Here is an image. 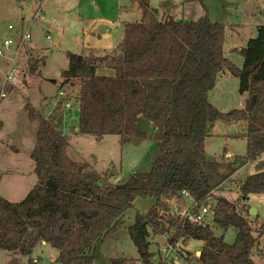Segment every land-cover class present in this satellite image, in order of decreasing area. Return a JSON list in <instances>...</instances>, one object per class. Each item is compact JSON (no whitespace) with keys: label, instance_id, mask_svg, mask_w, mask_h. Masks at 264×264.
I'll return each mask as SVG.
<instances>
[{"label":"trees","instance_id":"1","mask_svg":"<svg viewBox=\"0 0 264 264\" xmlns=\"http://www.w3.org/2000/svg\"><path fill=\"white\" fill-rule=\"evenodd\" d=\"M224 42V25L208 14L196 21L159 18L146 0L142 19L124 23V39L116 51L70 54L62 76L80 84L79 131L97 140L119 134L123 144L131 139L138 143L147 137L137 126L145 117L155 127L157 156L148 172L133 173L114 185L87 163L72 159L67 136L27 103L29 118L39 122L31 152L38 182L20 202L0 194V250L30 256L46 242L59 250V264H93L95 244L124 223V213L138 197H153L156 204L147 214L137 213L129 227L143 264H152L151 233L172 230L184 244L190 239L205 242L197 263L187 252L189 264H255L251 255L263 232L255 236L246 202L252 194H264V160L240 184L243 203L214 191L264 153V25L241 50V67L225 56ZM100 67L114 75H98ZM226 71L239 78V92L248 93L244 106L226 115L228 121L246 123L248 146L244 156L231 160L224 154L216 160L209 158L206 140L223 113L209 101V92ZM185 192L198 205L216 200L213 225L184 222L166 212L168 201ZM215 228L224 233L236 229L234 242L217 236ZM111 264L137 262L121 257Z\"/></svg>","mask_w":264,"mask_h":264},{"label":"rangeland","instance_id":"2","mask_svg":"<svg viewBox=\"0 0 264 264\" xmlns=\"http://www.w3.org/2000/svg\"><path fill=\"white\" fill-rule=\"evenodd\" d=\"M149 1L160 14L167 10L173 12V18L176 20L196 21L208 14L211 21L223 24V52L238 66L242 65L243 55L240 52L229 53V47L234 43L238 47H245L246 41L256 36V26L264 25V6L255 7L258 0ZM89 2H93L94 6H88ZM132 2L133 0H0V49H4L3 43L6 39H12L19 44L22 34L30 31L32 36L20 50L11 48L5 51L4 56H0V91L13 61V67L16 69L15 85L10 86L6 97L0 100V194L4 198L20 202L38 182L31 152L36 143L39 122L29 118L27 103L47 117L51 116V122L56 121V127L64 135H68L71 144L68 155L72 159L87 163L105 178L109 177V181L114 185L123 183L133 173L148 172L151 169L157 156L154 125H151L147 137L138 143L131 139L123 144L119 134H107L97 140L90 134L81 133L78 98L80 84L78 80H65L62 76L63 71L69 68L70 54L88 56L102 52L83 45V35L86 40L96 43L97 37L91 39V36L98 32L103 38L100 43L107 44V36H110L107 34L111 32L110 39L117 41V44L122 43L124 22H134L142 18V13L138 10L122 12L120 15L121 4L127 5L130 10ZM99 17H107L114 23L109 27L108 24L98 26L94 18ZM9 26L13 28L10 29ZM218 80L216 87L209 92V101L223 116L215 122L213 128H209L206 150L210 159L219 160L224 154L227 156L231 153L235 156L226 158L233 160L247 153L248 140L243 134L235 135L244 131L242 122L228 121L226 115L229 111L240 108L242 98L248 95L240 94L239 78L236 76L229 74L226 77L221 74ZM59 91L65 92V103L69 102L72 109L63 103L54 105L53 102L59 99ZM261 160H264V154L250 160L234 175L232 181L229 180L222 186L216 196H225L237 204L243 203L237 186L248 175L256 172V166ZM229 189L230 191L224 192ZM155 204L156 199L153 197H138L133 207L124 213V223L95 244L93 264H111L113 259L121 257L143 264L130 237L129 227L134 223L137 213L147 214ZM192 204L193 201L188 196L175 197L171 203L168 202L166 212H177L189 208ZM248 206L257 211L256 216L249 215L255 227V236L263 232L261 244L252 252L251 258L255 264H264V194H252ZM208 220L213 225L211 218ZM215 233L219 237L224 235L225 241L232 244L237 230L230 229L224 233L215 228ZM173 235L172 231L165 234L151 233L152 264H162L158 249L174 237ZM174 240L176 257L164 264H189L191 261L197 263L196 252L202 248L203 242L190 239L184 244L180 237ZM187 252H190V255ZM58 254L59 250L48 243L39 244L30 256H15L9 251L0 250V264H11L14 257L18 259V264H29L30 260L40 264H59L56 261ZM187 255L191 261L186 259Z\"/></svg>","mask_w":264,"mask_h":264},{"label":"crops","instance_id":"3","mask_svg":"<svg viewBox=\"0 0 264 264\" xmlns=\"http://www.w3.org/2000/svg\"><path fill=\"white\" fill-rule=\"evenodd\" d=\"M119 2H121V0H119ZM148 2H149V9H151V10H157V13H158V16H159V18L160 17H168V16H172L173 17V15H174V13L173 12H169V10H167V11H165L163 14H160L159 13V11H158V9H156V8H154V7H152L151 6V4H150V1L148 0ZM145 4H146V0H133V2L131 3V8H130V10H128L127 8H128V6L127 5H122L121 4V7L119 8V5L117 6L118 8H119V10H121V13H120V15L122 14V12H128V13H130V11H133V10H138V11H140L141 13H142V17H143V15H144V6H145ZM88 6H94V3L93 2H89L88 3ZM264 6V0H258V3L255 5V7L256 8H260V7H263ZM135 7V8H134ZM128 13H126V14H128ZM142 18H140V19H138L137 21H140ZM94 22H95V24H98V26L101 24V25H105V24H108L107 26L109 27V26H111L113 23H114V21L113 20H111V19H109V18H105V17H99V18H94ZM125 22H133V21H125ZM124 22V23H125ZM90 24H92L91 22H89ZM121 23V22H120ZM119 23V24H120ZM239 25V27H241V24L239 23L238 24ZM259 25H257L256 26V32H257V27H258ZM94 33V32H93ZM107 35H112V33L111 32H109ZM110 36H107V38H108V40H107V44L105 43V44H101L100 43V41L101 40H103V38H102V34H100V33H98V32H95L94 34H92V36H91V39H94L95 37H97V41H95L96 43H94L93 41H88V40H86L85 39V36L83 35V45H86V47L88 46L89 48H91V49H93V48H95V50L97 51V49L98 50H100V51H102V52H100V54H95V53H91L90 55H104V54H106V53H111V52H114V51H116L117 49H118V47L120 46V44H117V41H112V39H110ZM249 40V39H248ZM246 43H247V41H246ZM244 48V46H236V43H234L233 45H231V47H229V49H228V52L229 53H235V52H241V50ZM223 49H224V47H223ZM103 53V54H102ZM90 55H88V56H90ZM243 61H244V58H243ZM243 61H242V65H243ZM242 65H240L239 67H241ZM28 69V68H27ZM97 74L98 75H106V76H112V75H114V71L112 70V69H109V68H99L98 70H97ZM221 74H223V76H226L227 77V75H229L230 73L229 72H222V73H220L219 75H221ZM231 75V74H230ZM218 79H219V76H218ZM217 79V83H218V80ZM217 83H216V85H217ZM240 83V82H239ZM216 87V86H215ZM214 87V88H215ZM213 88V89H214ZM212 89V90H213ZM211 90V91H212ZM241 94V93H240ZM242 96H244V95H248V93H244V94H241ZM246 98L247 97H243L242 98V106L240 107V108H242L243 106H244V103H245V100H246ZM37 109V108H36ZM236 109V108H235ZM38 110V109H37ZM39 111V110H38ZM42 114V113H41ZM45 118H47L49 121H51V116L50 117H47L46 115H44V114H42ZM54 116V115H53ZM52 116V117H53ZM217 122V121H216ZM53 124H55L56 125V121H54V122H52ZM239 123V122H238ZM241 123V122H240ZM152 125H153V123H152ZM242 125H244L245 126V128L243 129L244 131L242 132V133H238V134H235V135H241V134H243V137H245L246 139H247V136H246V134H247V130H246V123L245 122H242ZM215 126V123L213 124V125H211L210 126V128H213ZM77 128V127H76ZM76 128H75V130H76ZM66 135V134H65ZM223 135H225V136H227V134H223ZM234 135V136H235ZM67 136V138H68V140H69V137H68V135H66ZM228 136H231L230 134H228ZM70 143V142H69ZM71 145V144H70ZM70 147V146H69ZM264 153H262L260 156H262ZM226 156V155H225ZM232 156H235V155H233V154H228L226 157H232ZM255 160V159H254ZM262 161V160H261ZM261 161H259V162H261ZM247 165V164H246ZM245 166V165H244ZM243 166V167H244ZM242 168V167H241ZM240 168V169H241ZM256 168H257V166H256ZM239 169V170H240ZM238 170V171H239ZM238 171H236L226 182H224L221 186H219L215 191H214V194L215 195H217L219 192L218 191H220V190H222L221 188H222V186L224 185V184H227V182L229 181V180H233L234 179V175L236 174V173H238ZM251 175V174H250ZM249 176V175H248ZM247 176V177H248ZM246 177V178H247ZM111 180V179H110ZM242 183V182H241ZM240 183V184H241ZM240 184L237 186L238 187V192L240 193ZM227 191H230V189L229 190H224V192H227ZM241 194V193H240ZM186 196H188V197H190L191 199H192V201H193V204H194V202H195V199L191 196V195H183L182 197H180V198H183V197H186ZM250 197H251V195L249 196V199H250ZM249 199H248V201H249ZM248 201L246 202V204H248ZM169 203H171L172 202V199L170 200V201H168ZM192 204V205H193ZM191 205V206H192ZM190 206V207H191ZM164 237H165V235H163ZM188 242V241H187ZM187 242H186V244H187ZM203 242V241H202ZM42 244L43 245H45V244H47L46 242H42ZM204 245H205V242H203V245H202V248L199 250V251H197L196 252V255L199 257L200 255H201V252H202V249H203V247H204ZM189 254H190V252H188ZM178 260V259H177Z\"/></svg>","mask_w":264,"mask_h":264},{"label":"built area","instance_id":"4","mask_svg":"<svg viewBox=\"0 0 264 264\" xmlns=\"http://www.w3.org/2000/svg\"><path fill=\"white\" fill-rule=\"evenodd\" d=\"M10 29H12V26H9ZM31 32L27 31L26 33L22 34L21 41L19 44H16L14 40L12 39H6L3 43L4 49H0V56L5 55V51L8 49H15L20 50L23 45L31 39ZM50 36H48L49 38ZM14 66V61L12 62L11 68L8 70L5 76V81H4V86L2 90L0 91V100L1 98L6 97L7 95V89L10 86H14L16 79H15V73L16 69L13 67ZM59 99H56L53 103L55 106H59L60 104L63 103V105L67 106L68 108L72 109V105L65 101H67L66 94L64 91H59L58 92ZM77 130V128H76ZM184 195H189L188 193H184ZM215 209H216V200L212 199L204 204L198 205L197 202H194V204L189 207L185 208L183 210H179L175 212L180 220L184 222H190L194 224H202V225H211L210 221L208 220L211 218L212 221H214V216H215ZM174 212V211H173ZM173 233H175V230H172ZM174 236V235H173ZM170 238V237H169ZM176 241L174 240V237H171V240L168 239L165 245H162L158 249V253L161 258L162 264L171 262L173 257H176Z\"/></svg>","mask_w":264,"mask_h":264},{"label":"water","instance_id":"5","mask_svg":"<svg viewBox=\"0 0 264 264\" xmlns=\"http://www.w3.org/2000/svg\"><path fill=\"white\" fill-rule=\"evenodd\" d=\"M151 125H152V122L145 117H140L137 123L138 129L141 133H147ZM249 213L251 216H256L257 211L255 210V208L251 207L249 209Z\"/></svg>","mask_w":264,"mask_h":264}]
</instances>
